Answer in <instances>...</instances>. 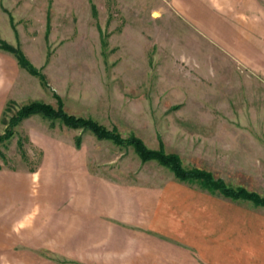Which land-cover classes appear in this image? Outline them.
<instances>
[{"label": "rangeland", "instance_id": "1", "mask_svg": "<svg viewBox=\"0 0 264 264\" xmlns=\"http://www.w3.org/2000/svg\"><path fill=\"white\" fill-rule=\"evenodd\" d=\"M29 1L32 23L19 22L27 34L20 37L15 19L10 21L14 47L45 77L47 87L9 55L1 61L9 79L4 92L0 86V118L8 100L14 105L6 121L30 102L55 107L57 94L70 115L115 128L123 138L135 135L150 149H157L161 139L165 151L177 154L185 168L209 171L230 187L264 197V66L253 55L232 56L230 32L202 26L200 8H195L202 4L230 19L240 13L236 9L243 0ZM253 1L264 8V0ZM16 9L26 7L17 3ZM4 129L0 122V134ZM25 137L32 145L24 147L27 164L16 145ZM77 137L79 149L74 147ZM0 151L9 166L0 171V218L15 220L0 235V244L14 252L36 248L40 258L57 264L66 259L53 257L49 248H58L59 242L40 241L39 222L62 224L78 217L72 185L92 179L94 184L158 190L177 186L170 171L155 162L142 164L131 148L39 116L22 122ZM39 152L40 166L27 172ZM175 188L173 198L190 195L191 204H204L198 203L204 209L179 210L181 215L197 221L237 218L242 235L262 228V208L206 194L195 184ZM20 259L2 257L0 264H21Z\"/></svg>", "mask_w": 264, "mask_h": 264}, {"label": "crops", "instance_id": "2", "mask_svg": "<svg viewBox=\"0 0 264 264\" xmlns=\"http://www.w3.org/2000/svg\"><path fill=\"white\" fill-rule=\"evenodd\" d=\"M17 3L26 9H16ZM31 6L29 0H0V37L10 45L16 44L10 17L15 19L19 36H24L27 33L19 22H31ZM196 7L200 8L202 26L213 24L230 32L232 56L238 59L240 53L243 57L253 55L264 66V8L256 6L253 0H243L236 9L240 13L228 19L213 15L212 10L204 9L205 5ZM19 43L24 48L23 39ZM8 57L0 52L3 92L9 74L3 72L7 66H2L1 61ZM86 181L87 185L71 186L76 194L73 208L79 210L75 213L78 217L62 224L43 226L39 222L40 241L55 238L59 242L58 248H49L55 254L53 257L62 256L78 264H264V217L262 228L257 229L260 231L242 235L237 218L216 216L208 220L204 216L197 221L190 214L181 215L178 211L182 209H204L200 202L191 204L190 195L173 198L175 187L184 183L176 181L177 186L158 190ZM14 221L13 217L0 218V235ZM35 251L31 248L14 252L0 244V258L8 262L16 256L23 258L21 264H57L40 258Z\"/></svg>", "mask_w": 264, "mask_h": 264}, {"label": "trees", "instance_id": "3", "mask_svg": "<svg viewBox=\"0 0 264 264\" xmlns=\"http://www.w3.org/2000/svg\"><path fill=\"white\" fill-rule=\"evenodd\" d=\"M95 13V11H94ZM12 22V18H10ZM0 52L12 56L19 69L24 70L27 74L35 77L44 88L47 87L45 77L28 61L19 47H14L0 38ZM56 101V106L53 107L43 102H30L20 106L6 121L7 114H10L14 103L8 100L1 113L0 122L5 126L4 131L0 134V147L4 146L6 142L11 141L15 136V129L25 120L39 116L42 119L51 123L57 122L61 126L70 130H81L91 133L99 141H109L113 145L120 148H131L142 164L148 162H155L160 167L170 171L174 178L180 183L195 184L200 191L206 192L209 195L218 196L228 199L232 202H247L253 207L264 209V197L259 196L255 192L246 190L243 187L233 188L220 179L215 178L214 175L203 169H187L183 166L180 157L174 153H167L161 139H158V148L150 149L145 143L135 135H129L123 138L118 131L113 128L108 130L106 127L100 125L98 122L90 118L75 117L68 114L64 110V105L61 97L53 94ZM179 106L171 108V110L178 109ZM28 144L32 147L29 138H18L16 141L17 148L20 152L21 160L27 164L30 160L25 147ZM81 139L77 137L74 142L76 149L80 148ZM40 158L33 168H28L27 172L35 173L41 164L42 153L39 152ZM0 171L4 167L9 168L8 159L5 154L0 151ZM62 264H77L68 261H62Z\"/></svg>", "mask_w": 264, "mask_h": 264}]
</instances>
